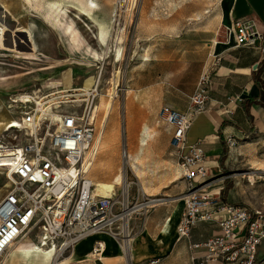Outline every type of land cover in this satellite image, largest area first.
Listing matches in <instances>:
<instances>
[{
    "label": "rangeland",
    "instance_id": "obj_1",
    "mask_svg": "<svg viewBox=\"0 0 264 264\" xmlns=\"http://www.w3.org/2000/svg\"><path fill=\"white\" fill-rule=\"evenodd\" d=\"M51 1L0 0V131L10 119L13 95H43L49 92V84L61 82L64 75L74 76L75 87L90 88L104 65L99 130L110 103L112 110L101 147L105 138V144L111 139L119 171L116 181L122 176L129 184L130 207L141 206L130 218L135 252V237L145 229L153 207L168 198L163 193L153 195L158 191L156 185L167 179L184 181L180 161L170 146V126L160 120L159 113L163 107L188 112L200 77L213 71L221 52L220 42L227 41L231 31L224 24L222 0H138L133 11L131 0L128 6V0H93L94 5L92 0H81V5L94 11L97 21L112 28L106 56L100 49L95 23L74 8H68L66 13L54 12ZM122 47L123 59L118 62L116 55ZM176 63L180 67L171 70ZM144 127H148L151 137L140 154ZM236 168V172L225 174V191L231 187L236 197H249L247 202L235 205L261 208L264 167ZM231 179H239L242 187L235 188ZM7 183L6 176L0 173V197ZM124 183L116 190L121 201ZM153 201L156 202L146 205ZM118 232L123 246L125 235L120 229ZM26 241L36 239L33 236ZM260 249L257 264H264V244ZM121 251L128 264H134L132 251ZM69 255L58 257L59 264L66 263ZM43 259L42 255L11 249L7 264H41Z\"/></svg>",
    "mask_w": 264,
    "mask_h": 264
},
{
    "label": "built area",
    "instance_id": "obj_2",
    "mask_svg": "<svg viewBox=\"0 0 264 264\" xmlns=\"http://www.w3.org/2000/svg\"><path fill=\"white\" fill-rule=\"evenodd\" d=\"M232 30L238 47H254L263 39L251 18L235 20ZM99 70L90 89L54 82L43 95L10 98V119L0 131V173L8 181L0 197V264H6L15 244L33 236L41 248H56L61 256L91 236L119 238L122 215L131 208L129 197L124 205L117 193L99 195L89 178L100 149L98 114L104 65ZM212 72L200 77L188 112L163 107L159 113L160 120L173 129L170 146L186 184L177 232L180 238H190L200 223L217 222V234L193 245L205 250L199 264H257L264 244V203L261 208L227 204L212 195V173L203 142L188 141L194 120L208 110ZM227 141L235 144L233 139ZM104 251L105 243L97 240L93 256L101 259Z\"/></svg>",
    "mask_w": 264,
    "mask_h": 264
},
{
    "label": "crops",
    "instance_id": "obj_3",
    "mask_svg": "<svg viewBox=\"0 0 264 264\" xmlns=\"http://www.w3.org/2000/svg\"><path fill=\"white\" fill-rule=\"evenodd\" d=\"M225 2L226 0H222L224 24L231 28L233 34L229 41H218L222 44L213 67L211 101L208 110L197 116L189 131L188 141L190 144L203 142L207 166L212 173L209 192L216 197L222 196L226 201L224 203L237 204L247 202L249 197L248 199L244 195L236 197L231 187L225 191L228 186H226L228 177H225V174L236 172L238 170L236 167H264V106L251 105L249 117L246 112V106L249 104L245 103L249 98H259L262 95L254 76L262 68L264 61V0ZM241 18L254 19L259 33L263 35V39L258 40L254 47H238L234 41L233 22ZM261 77L264 80V71ZM65 79L75 83L72 75L61 76V81ZM170 129L172 137L173 129L172 127ZM229 138L234 140V145H229L227 141ZM105 141L106 138L102 145L104 147L102 150L100 147L89 173V178L94 184L116 181L119 172L114 164L116 160L114 144L110 138L107 139V144ZM225 150L227 154L223 156ZM229 181L235 183V188L242 187L239 179ZM156 186L158 191L153 195L163 193L169 199L160 200L163 203H157L153 207L145 229L135 237L136 249L131 253L133 263L145 264L158 259L160 260L158 264H199L204 259L205 250L195 249L193 245L203 244L217 234L219 232L217 222L200 223L192 229L190 238H180L177 228L184 210L182 196L186 192L185 182L174 178ZM169 220H172L171 228L169 232L163 233ZM97 240L105 243L101 259L93 256ZM66 260L64 264H128L119 242L107 234L91 236L81 241Z\"/></svg>",
    "mask_w": 264,
    "mask_h": 264
},
{
    "label": "bare ground",
    "instance_id": "obj_4",
    "mask_svg": "<svg viewBox=\"0 0 264 264\" xmlns=\"http://www.w3.org/2000/svg\"><path fill=\"white\" fill-rule=\"evenodd\" d=\"M227 1L228 0H226L225 3H227ZM73 2H65L64 0H52L51 1V9L54 12H57V13H59V12L66 13V11H68V8H74V9H77L76 11L78 12V14L83 13L84 16H86L88 18V20L93 21L95 23V25L97 26V28H98L97 38L99 39V42H100V49L103 50V54H104L103 56L108 55V53H109V44L107 42V38L111 37V31H112L111 26L109 24H107V23L103 24V23H100L99 21H97L96 18H94V11L91 10L90 8H88V7L86 8V6H84V4L81 5L80 4L81 0H76V3H73ZM91 3H92V5H94V1L93 0L91 1ZM137 5H138V0H131V10L132 11H133L134 8H136ZM225 6L227 7V5H225ZM232 34L233 33L230 31V36ZM232 40H233V38H232ZM3 49H7L8 50L9 48L4 47ZM123 55H124V48L122 47V48L119 49V51L117 52V55H116L118 62L122 61ZM179 67H180V65L176 63V64H173L170 68H171V70H177ZM3 81H5V80H3ZM70 81H71L70 79H65V80H62L61 82L66 87H71V86L74 85V82L73 81L70 82ZM90 88L86 87V89H90ZM111 110H112V103H110L108 105L107 112H106V114L104 116V119H103V122H102L101 131H100L99 138H98V143H97V145L99 147H101V143H102V140H103L104 135H105V128H106V125L108 124L109 115H110ZM144 130L145 131L143 132V135H142V137L140 139V143H139V145H140V154H142L143 151L145 150V148L147 147L148 140L151 137V132L148 129V127H144ZM128 159H129V153H128V149L126 148L125 149V160H126L127 164H128ZM123 183H124V179H123L122 176H120V178H118V180L114 181V182H96L95 183L96 193L99 194V195H102V196L114 195L115 193H117V192H114V191L117 190L118 185H120V184L123 185ZM128 191H129V184H125L124 183V200H123L124 205L128 204ZM154 202H156V201L150 202V203H148L146 205H149V204L154 203ZM140 207L138 209H136V208H126L125 212L122 215L123 222L121 223L120 230H122V232L124 233L126 240H125V243H124L123 246H121L120 244L119 245H120L121 249L123 248L124 252H129L131 250L132 253H134L133 247H132L134 239L131 236L130 218H131V215L133 213H135V212L140 210ZM171 225H172V220H169L166 223L165 227H164V232L163 233L169 232V230L171 228ZM113 238L116 241H118V236L113 237ZM11 249H15V251H17V252H25V253H28V254H34L35 256H41L42 255V256H44V259L41 262V264H59L58 257L61 256V253L58 252L56 248L55 249H44V248H41L34 241H20L17 244H15ZM9 253H10V251H9ZM9 253L7 255V258H6V264L8 262ZM51 253H55L54 256Z\"/></svg>",
    "mask_w": 264,
    "mask_h": 264
},
{
    "label": "trees",
    "instance_id": "obj_5",
    "mask_svg": "<svg viewBox=\"0 0 264 264\" xmlns=\"http://www.w3.org/2000/svg\"><path fill=\"white\" fill-rule=\"evenodd\" d=\"M263 71H264V61L262 63V68L260 70H258V72L254 76V79H255L256 84L262 90V95L259 98H249V99H247L245 101V103L247 102L249 104L248 106H246V112L249 115V117H250V114H249L250 108L249 107L251 105H253V104H260V105L264 106V80L261 77ZM226 154H227V151L225 150L223 156H226Z\"/></svg>",
    "mask_w": 264,
    "mask_h": 264
}]
</instances>
